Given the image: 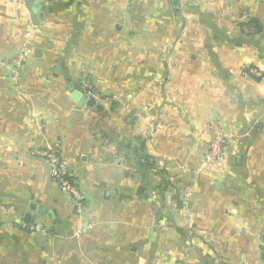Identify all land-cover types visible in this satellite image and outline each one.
Wrapping results in <instances>:
<instances>
[{
    "label": "crops",
    "instance_id": "crops-1",
    "mask_svg": "<svg viewBox=\"0 0 264 264\" xmlns=\"http://www.w3.org/2000/svg\"><path fill=\"white\" fill-rule=\"evenodd\" d=\"M0 142V264H264V0H0Z\"/></svg>",
    "mask_w": 264,
    "mask_h": 264
},
{
    "label": "built area",
    "instance_id": "built-area-1",
    "mask_svg": "<svg viewBox=\"0 0 264 264\" xmlns=\"http://www.w3.org/2000/svg\"><path fill=\"white\" fill-rule=\"evenodd\" d=\"M32 53V50L27 45H24L10 64L12 75L17 79L23 68L27 58ZM88 90L90 93H93L91 86ZM208 131L210 133V140L208 144V149L200 161V169H205L213 163L225 160L228 155V146L231 138L233 137L230 132L226 130L224 125L217 119L212 120L208 125ZM40 154L49 159L50 164L52 165V175L58 176L59 183L61 187L70 192L77 204V208L82 207V201L84 199L79 188L76 184L70 179L71 174L68 173L67 168L61 162V159L58 153L54 150H44ZM30 230L40 231L43 234H47L48 230L38 224H32L28 227ZM263 254H264V240L261 243Z\"/></svg>",
    "mask_w": 264,
    "mask_h": 264
},
{
    "label": "rangeland",
    "instance_id": "rangeland-1",
    "mask_svg": "<svg viewBox=\"0 0 264 264\" xmlns=\"http://www.w3.org/2000/svg\"><path fill=\"white\" fill-rule=\"evenodd\" d=\"M24 46V45H23ZM22 46V47H23ZM28 46V45H27ZM21 47V48H22ZM29 47V46H28ZM18 54V53H17ZM16 54V55H17ZM33 56V50H32V53L30 54V56L27 58V60H26V63H25V67L23 68V70H22V72H21V74H20V76L17 78V79H15L14 78V76H13V78L15 79V81H19L20 79H21V77H22V74H23V71H25V69L27 68V64H28V61H29V58L30 57H32ZM16 57V56H15ZM14 57V58H15ZM14 58L10 61V64L12 63V61L14 60ZM10 64H9V70L11 71V68H10ZM11 74H12V72H11ZM90 83L88 82V81H86V80H83L82 81V90H83V93L87 96V98H91V99H95V100H98V101H100V97H101V94H99V93H96V92H93V93H90L88 90H90L89 88H90ZM0 145H2V143L0 142ZM2 159L4 160L3 162V164H4V166H6V165H10V162H11V158H7V157H5V158H0V166H2L1 164H2ZM48 159V158H47ZM48 161H49V159H48ZM50 162V161H49ZM51 165V164H50ZM69 173V172H68ZM70 174V173H69ZM51 175H52V165H51ZM52 178H53V180L55 181V182H57L58 184H59V186L61 187V185H60V183H59V180H58V176H55L54 174L52 175ZM60 179V178H59ZM70 179L73 181V175H71V177H70ZM61 189H62V191H64V192H67L68 194H71L70 192H68V191H66V190H64L62 187H61ZM73 196V195H72ZM74 199V198H73ZM264 255V254H263Z\"/></svg>",
    "mask_w": 264,
    "mask_h": 264
},
{
    "label": "water",
    "instance_id": "water-1",
    "mask_svg": "<svg viewBox=\"0 0 264 264\" xmlns=\"http://www.w3.org/2000/svg\"><path fill=\"white\" fill-rule=\"evenodd\" d=\"M37 4H34V7L37 8ZM72 97L75 99H80V105H83V103L86 101L87 96L79 91H74L72 94ZM33 207V204H31V208ZM29 213L26 215V219H29Z\"/></svg>",
    "mask_w": 264,
    "mask_h": 264
}]
</instances>
